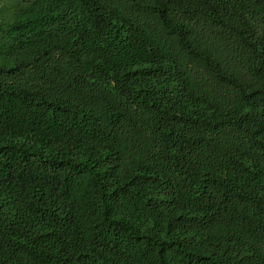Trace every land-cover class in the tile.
Instances as JSON below:
<instances>
[{
  "label": "trees",
  "instance_id": "1",
  "mask_svg": "<svg viewBox=\"0 0 264 264\" xmlns=\"http://www.w3.org/2000/svg\"><path fill=\"white\" fill-rule=\"evenodd\" d=\"M10 5L0 264H264V0Z\"/></svg>",
  "mask_w": 264,
  "mask_h": 264
},
{
  "label": "rangeland",
  "instance_id": "2",
  "mask_svg": "<svg viewBox=\"0 0 264 264\" xmlns=\"http://www.w3.org/2000/svg\"><path fill=\"white\" fill-rule=\"evenodd\" d=\"M14 0H0V22L2 20V16L3 14H10V12L12 11L11 9V3L13 2ZM6 9V10H5Z\"/></svg>",
  "mask_w": 264,
  "mask_h": 264
}]
</instances>
